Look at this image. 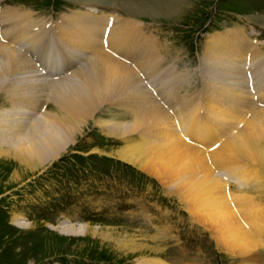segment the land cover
I'll return each instance as SVG.
<instances>
[{"label": "rangeland", "instance_id": "obj_1", "mask_svg": "<svg viewBox=\"0 0 264 264\" xmlns=\"http://www.w3.org/2000/svg\"><path fill=\"white\" fill-rule=\"evenodd\" d=\"M66 1L4 0L3 6L14 7L15 13L28 14L31 22L42 18L45 23H56L74 12L89 18H114V27L129 39L122 38L116 41L118 45H108L113 49L110 52L123 54L122 63L126 61L125 65L132 67L137 76L138 72L143 74L138 76L143 87L144 81L155 86L158 95L148 87L145 89L158 104H165L164 110L170 116L177 112L176 98L193 102L192 98L198 96L199 118H204L207 83L215 78L204 60L211 43L223 42L220 37L235 38L241 49L246 50L251 64L253 62L245 69L247 85L264 80V0H163L168 10L154 19L148 15H138L136 19L110 8L98 11L112 16L91 15L86 12L89 8ZM250 16L257 17H251L252 20ZM75 31L83 34L87 30L76 28V35ZM58 35L56 39L61 37L60 33ZM124 53H132V60ZM147 60L155 68L150 74ZM136 62L140 64L137 66ZM86 65L89 62L82 61V67L75 72ZM168 69L171 76L166 72ZM249 74L251 80L247 78ZM144 75L154 77L148 79ZM176 88L178 93L174 92ZM2 94L0 112L12 109L6 93ZM45 101L48 107L43 105ZM42 107V112L38 113ZM46 110H55L50 97L42 98L33 113L41 118ZM132 118L126 109L102 108L94 118L87 120L85 130L53 167L56 160L34 174H29L15 155L0 158V264H136L145 257L161 258L171 264L242 263L220 248L209 228L195 220L190 204L183 203L174 194L177 187H168L169 183H162L140 168L136 173L111 160L119 158L117 154L123 149L144 144L138 134L109 136V128L133 123ZM35 119L31 118L30 126ZM102 135L112 139L106 140ZM146 135L154 138V132ZM238 165L248 166L256 180L248 187L233 184L232 191L246 192L264 205V166L244 162ZM17 220L25 228L18 225ZM72 225H89L96 230L92 233H96L62 231ZM123 244L131 249L123 248ZM137 246L146 249L137 252ZM262 254L264 257V252Z\"/></svg>", "mask_w": 264, "mask_h": 264}, {"label": "bare ground", "instance_id": "obj_2", "mask_svg": "<svg viewBox=\"0 0 264 264\" xmlns=\"http://www.w3.org/2000/svg\"><path fill=\"white\" fill-rule=\"evenodd\" d=\"M70 1L90 2L96 7L117 5L126 15L136 19L141 15L154 19L168 10L163 0ZM2 12L0 95L6 93L12 109L0 112V158L15 155L29 174L40 172L75 143L87 127V120L94 118L102 108L126 109L133 123L109 128V136L138 134L144 144L123 149L118 152L117 159L142 169L164 184L169 183L168 187H177L174 194L183 203L190 204L195 220L208 227L217 245L230 256L242 260L241 264H264V205L248 193H235L231 188L233 184L248 187L256 180L250 168L238 165L239 162L264 166V80L260 84L257 81L247 85L245 69L253 62L251 64L246 50L241 49L235 38L220 37L223 42L214 41L207 48L204 62L215 78L207 83V106L205 110L202 108L204 118H199L198 96L192 98L193 102L176 98L177 112L170 116L164 110L165 104H158L152 91L148 92L141 85L139 75L143 74L138 72V77L132 67L125 65L126 61L122 63V55L110 52L113 49L108 45H118L116 41L122 38L129 39L114 27V18H89L78 12L65 15L57 28L61 37L56 44L73 47L81 62H89V65L72 73L71 77L48 82L38 75L31 57L33 53L37 58L40 54L45 62L53 58L45 48L50 30L40 28V33L32 34L31 30H38L39 26L31 22L28 14ZM76 28L87 31L83 34L75 31L77 37ZM108 29L113 37L109 40L108 34L110 44L105 47L103 38ZM249 46L247 44L248 49ZM119 47L122 50L121 44ZM147 67L149 74L155 69L151 61ZM144 77L151 79L154 75ZM46 97H50L55 110H46L40 118L34 110ZM31 118L36 119L30 126ZM149 132H154V138L147 137ZM18 221L17 224L25 228ZM65 228L61 230L66 234L68 231H72L71 234L96 233H92L96 230L89 225ZM122 247L131 249L125 244ZM140 247L137 252L146 249ZM136 262L171 264L161 258L146 257Z\"/></svg>", "mask_w": 264, "mask_h": 264}, {"label": "water", "instance_id": "obj_3", "mask_svg": "<svg viewBox=\"0 0 264 264\" xmlns=\"http://www.w3.org/2000/svg\"><path fill=\"white\" fill-rule=\"evenodd\" d=\"M123 10V9H122Z\"/></svg>", "mask_w": 264, "mask_h": 264}]
</instances>
